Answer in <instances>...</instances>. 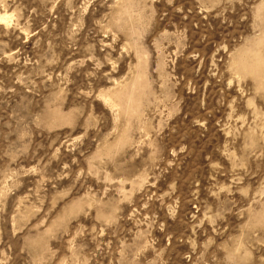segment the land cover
<instances>
[{"label":"rangeland","instance_id":"obj_1","mask_svg":"<svg viewBox=\"0 0 264 264\" xmlns=\"http://www.w3.org/2000/svg\"><path fill=\"white\" fill-rule=\"evenodd\" d=\"M0 20V264H264V0Z\"/></svg>","mask_w":264,"mask_h":264},{"label":"bare ground","instance_id":"obj_2","mask_svg":"<svg viewBox=\"0 0 264 264\" xmlns=\"http://www.w3.org/2000/svg\"><path fill=\"white\" fill-rule=\"evenodd\" d=\"M4 20H5V19H4ZM3 22H4L3 20H0V24H3Z\"/></svg>","mask_w":264,"mask_h":264}]
</instances>
